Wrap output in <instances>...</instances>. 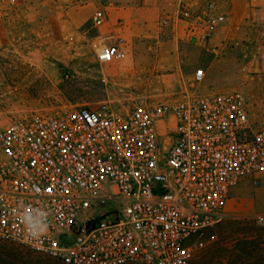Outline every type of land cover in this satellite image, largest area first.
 <instances>
[{"label":"built area","instance_id":"obj_1","mask_svg":"<svg viewBox=\"0 0 264 264\" xmlns=\"http://www.w3.org/2000/svg\"><path fill=\"white\" fill-rule=\"evenodd\" d=\"M223 3L182 6L183 38L209 49L228 23ZM124 42L107 55L122 58ZM205 79L197 71L183 96L127 113L101 104L14 119L0 132V239L64 264H192L203 246L192 240L264 174V127L244 93L198 91Z\"/></svg>","mask_w":264,"mask_h":264},{"label":"rangeland","instance_id":"obj_2","mask_svg":"<svg viewBox=\"0 0 264 264\" xmlns=\"http://www.w3.org/2000/svg\"><path fill=\"white\" fill-rule=\"evenodd\" d=\"M177 12L160 10L154 0H0V132L37 113L101 104L127 113L170 103L192 90L197 71L206 73L198 91H241L251 116L264 122V76L252 79L243 70L250 56L185 40ZM119 36L125 55L112 59L107 50ZM248 198L234 202L247 207ZM261 216L227 210L192 240L203 243L192 264H227L226 254L255 223L264 228ZM0 264L64 263L0 239Z\"/></svg>","mask_w":264,"mask_h":264},{"label":"crops","instance_id":"obj_3","mask_svg":"<svg viewBox=\"0 0 264 264\" xmlns=\"http://www.w3.org/2000/svg\"><path fill=\"white\" fill-rule=\"evenodd\" d=\"M207 1L209 0H154L158 8L166 12H177L182 6L204 4ZM219 1L224 2L223 7L228 12L229 19L227 24L215 30L209 49L219 52L225 48L229 53L234 51L248 55L250 57L243 63V70L252 76V79L264 76V0ZM181 21L184 22L185 29L187 23ZM252 120L257 126L264 127L261 119L254 120L252 117ZM263 183L264 174L245 178L231 192L226 208L228 213L264 214ZM245 196L251 200L247 207L235 204L234 201L242 200Z\"/></svg>","mask_w":264,"mask_h":264},{"label":"trees","instance_id":"obj_4","mask_svg":"<svg viewBox=\"0 0 264 264\" xmlns=\"http://www.w3.org/2000/svg\"><path fill=\"white\" fill-rule=\"evenodd\" d=\"M252 234L238 240L233 252H228L227 264H264V228L255 223Z\"/></svg>","mask_w":264,"mask_h":264}]
</instances>
